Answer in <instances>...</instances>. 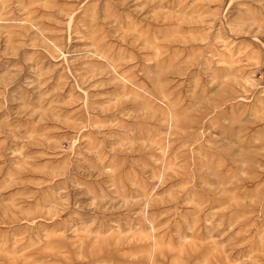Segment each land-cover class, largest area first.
<instances>
[{
  "label": "rangeland",
  "instance_id": "obj_1",
  "mask_svg": "<svg viewBox=\"0 0 264 264\" xmlns=\"http://www.w3.org/2000/svg\"><path fill=\"white\" fill-rule=\"evenodd\" d=\"M0 264H264V0H0Z\"/></svg>",
  "mask_w": 264,
  "mask_h": 264
},
{
  "label": "bare ground",
  "instance_id": "obj_2",
  "mask_svg": "<svg viewBox=\"0 0 264 264\" xmlns=\"http://www.w3.org/2000/svg\"><path fill=\"white\" fill-rule=\"evenodd\" d=\"M166 169H168V168H166Z\"/></svg>",
  "mask_w": 264,
  "mask_h": 264
}]
</instances>
